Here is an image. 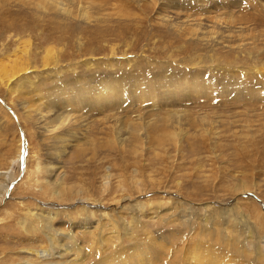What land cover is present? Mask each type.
Returning a JSON list of instances; mask_svg holds the SVG:
<instances>
[{
  "label": "rangeland",
  "instance_id": "1",
  "mask_svg": "<svg viewBox=\"0 0 264 264\" xmlns=\"http://www.w3.org/2000/svg\"><path fill=\"white\" fill-rule=\"evenodd\" d=\"M0 61V264H264V0H0Z\"/></svg>",
  "mask_w": 264,
  "mask_h": 264
},
{
  "label": "bare ground",
  "instance_id": "2",
  "mask_svg": "<svg viewBox=\"0 0 264 264\" xmlns=\"http://www.w3.org/2000/svg\"><path fill=\"white\" fill-rule=\"evenodd\" d=\"M20 66H21L20 63H14V64H11L10 66H6V64H4V63L1 64V61H0V80H3L4 74H7L8 72H11L12 73V77L11 78H8V77L5 78V82L8 83L12 78L15 77V74H16L17 71H18V73H21V72L25 71L26 69H28V68H25V67L23 68V67H20ZM111 92H112V95L114 96L113 90H111ZM100 96H101V102L102 103L109 102V98H108V94L107 93L104 92ZM52 120L56 121L55 118H53ZM22 171H23V167H21V172L20 173H22ZM11 185H9V188L11 187ZM118 259H119V261H118L119 264H124V263H122V262H124L122 260H125V259H122V258H118Z\"/></svg>",
  "mask_w": 264,
  "mask_h": 264
},
{
  "label": "water",
  "instance_id": "3",
  "mask_svg": "<svg viewBox=\"0 0 264 264\" xmlns=\"http://www.w3.org/2000/svg\"><path fill=\"white\" fill-rule=\"evenodd\" d=\"M24 149V148H23ZM23 153H24V150H23Z\"/></svg>",
  "mask_w": 264,
  "mask_h": 264
}]
</instances>
